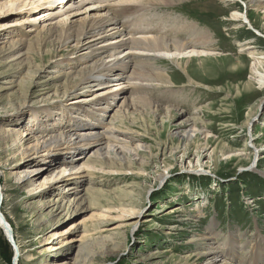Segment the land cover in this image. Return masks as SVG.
<instances>
[{
  "label": "rangeland",
  "instance_id": "rangeland-1",
  "mask_svg": "<svg viewBox=\"0 0 264 264\" xmlns=\"http://www.w3.org/2000/svg\"><path fill=\"white\" fill-rule=\"evenodd\" d=\"M52 1L51 6L34 10L27 3L21 9L1 11L0 27L4 22L14 20L16 14H21V20L52 12L51 16L41 20L43 25H52L80 6L83 9L91 7L116 20L117 25L112 28L119 31L118 36L123 40L130 38L131 29V38L157 37L168 44L176 41L185 45L187 51H209L212 53L209 56L213 57L192 59V78L201 83L200 86L188 83V77L177 66V56L170 59L163 53L157 57L148 53L149 57L141 50H131L138 52L136 56L132 52L133 56L129 57L132 68L137 67L132 81L109 79L114 81L112 84H120L117 88L128 86L123 88L128 100L142 98L159 109L170 108L180 115L162 114L153 118L151 112L130 110L131 118L121 119L119 115L115 117L117 106L122 102L120 99L105 113L98 112L105 107L104 102L91 105L90 112L94 114L89 117L93 116L95 121L82 116L81 111H71L72 117L81 121L99 122V132L110 128L113 130L110 134L122 132L133 138L132 141H140L149 147L150 151L142 150L139 161H136L143 165L142 169L136 165L131 172H110L105 167L101 170L87 168V175L82 174L78 169L80 163L87 157L94 158L87 150L78 157L77 168L66 172L69 178H75L72 182L53 180L46 185V190H18L12 186L14 180L0 175V213L10 225L13 243L19 247L20 253L19 259L16 253L18 261L15 260L14 246L0 228V264H63L67 259V262L72 261L81 240L89 236L99 237V232L92 230L94 228H99L102 238L109 241L105 244L98 240L88 246L82 253L83 262H89L86 264H208L212 256L201 255L198 250L209 253L208 248H215L216 244L224 246V241L235 242L245 251L252 250L249 243L258 240V233L264 238V88L251 78L253 61L250 53L264 62V8L257 10L246 5L247 0L167 1L170 4L149 0H69L60 4ZM70 1L71 7L68 5ZM236 13L240 16L238 20L232 16ZM246 13L256 25H247L248 21L243 18ZM10 14L14 15L8 16ZM38 23L16 27L22 36H27L21 38L27 40L26 45L17 51L27 52L28 49L32 56L38 48L45 50L48 45L54 46V38L47 40L46 35L38 34ZM12 29L0 31V89L3 88L0 90V128H12L15 133L6 145L0 137V162L3 165L20 157L14 154V141L18 144L22 135L28 134L24 131L29 117L28 107L42 108L52 103H56L52 106L55 108L86 106L84 101L89 102L96 94L107 90L98 88L101 85L62 97L63 85L69 82L71 86L77 81L74 75L67 79L65 74L76 73L82 68V64H75V58L100 47L97 44L91 50L75 51L73 39L67 49L54 54L42 53L45 64L48 57H52L53 63L45 68L39 82L53 78L47 91H41L43 87L39 85L43 84H32L30 75L34 68L28 61L22 59L20 62L23 63L18 65L8 62L15 52L10 53L8 45L5 47L4 44H7ZM112 37L116 35L107 34L102 40ZM120 53L117 57L122 59L126 50ZM187 61L178 62L183 65ZM234 65L239 69L232 70ZM136 73L144 76L139 78ZM168 78L173 85L165 86ZM52 107L49 108L55 109ZM56 111L54 115L60 113ZM54 118L58 119L59 115ZM184 120L195 121L199 130L193 137L190 135L191 140L187 142L180 138L184 132L173 128ZM49 126L50 123L47 128ZM28 142L30 140H22L23 149ZM164 149L166 157L159 156L156 160L158 150L162 153ZM198 154L201 159L196 163ZM228 157L232 158L227 160ZM188 159L193 163L190 164ZM44 160L41 158L34 165L39 167L45 164ZM153 161H157L156 166L152 165ZM87 178L90 186L86 185ZM79 185L86 186L76 188ZM86 188H89L87 192ZM57 198L66 204L68 211L67 214L63 211V217L54 221L51 204ZM79 199L82 201L79 209L72 210L69 203ZM120 205L131 206L120 208ZM210 231L217 233L218 238L209 241L207 249V246L201 248V240L210 238ZM58 245L63 246L61 250L56 249ZM218 256L215 264L230 263L228 255ZM224 259L227 261H222Z\"/></svg>",
  "mask_w": 264,
  "mask_h": 264
},
{
  "label": "bare ground",
  "instance_id": "bare-ground-1",
  "mask_svg": "<svg viewBox=\"0 0 264 264\" xmlns=\"http://www.w3.org/2000/svg\"><path fill=\"white\" fill-rule=\"evenodd\" d=\"M55 1L56 2L54 4H60L63 2L68 3L69 0H55ZM98 1L102 2V0H98ZM149 1H153V2L155 1L160 3L164 1L166 2V4H170L168 3L169 0H149ZM53 2L54 1L52 0H32V1L6 0L4 2L2 1L0 2V12L2 11L3 13L5 11L7 12L13 9H21L22 6L26 5L27 3L31 6L30 9L34 10L40 6H45L50 4L52 5ZM171 3H173V1ZM246 3H247L246 5H252L255 9L260 7L264 8L263 7L264 0H247ZM71 4L72 2L70 1V4H68L69 7L72 6ZM52 11H54V9ZM70 12L73 13L65 14L64 18H61L60 20L58 19V21L52 23V25H43L42 24L43 21H41L44 17L51 16L52 12H49L50 14L48 12L46 14L45 12L40 15H33L30 16L29 19L27 18L21 20L19 19L21 14H16V15L10 14L8 16L14 15L13 16L14 20L9 22H4L2 24V27H0V31L1 30L5 31L13 28L10 32V35H8L7 42L4 41L5 43H7L4 44V46L6 47V45H8L9 51L11 50L10 53L15 52L14 56L11 55L10 57L11 59L8 62L16 63V65H18L19 63L25 62V60L28 61L29 66H33L34 68V70L31 72V75L29 74L31 77L32 84H34V86L43 84V85H39L40 87H43L41 88V91H45V90L47 91V86L49 85L48 83L52 81L53 78L51 77L48 78L47 80L45 78V81L43 80L39 82L42 78V74L45 71V68L52 62L51 60L52 57H48V62H46L45 64V58L43 59L41 58L42 53L54 54L56 51L60 52V49H67L68 43L73 39L75 40V45H74L75 51L77 49L91 50L95 45L100 44L99 48L90 52L86 51L84 54L78 55L80 57L75 58L76 60L75 64H82V68L76 71V73L74 72V73L65 74V77L67 79L73 78L74 75L77 81H74L71 84V86H69L70 84L69 82L63 85L64 90L62 89L63 90L62 97L64 98L65 96L76 95L79 91H83V89L95 88L96 86H101V85L102 87H98V88L107 89L104 92H100L96 94L95 98H93L91 101L89 102L84 101V103L87 102L86 106H83L84 104H81V105H72L71 106L72 108L70 109H67V107L62 108L61 106L55 108L52 106H54L56 103L54 104L52 103V105L51 104L47 105V107L43 105L41 106L42 108H36V106L28 107L27 112H29V117L27 119V123L25 126L26 128L24 129V131L28 132V134L27 135L23 134L22 135L23 139L22 138L19 139L18 144L16 141H14V146L16 147V150H13L15 151L14 154H18V156L20 157H18L17 160H15L10 164L6 163L3 165L0 162V175L2 176L6 175L10 179L14 180L12 186H14L18 190L31 189L32 191L34 190L40 191L44 188L46 190L48 188V186L46 185L52 182L53 180L55 182L60 180H62V182L65 183L72 182L75 178H69L70 175L67 174L66 172L70 170H75L77 168V162H79L78 157H81L82 154L87 150L89 151V155H93L94 158L87 157L80 163L78 169H81L80 172H82V174L87 175L88 173L87 168L101 170L104 169L105 167L110 172H118L123 170L130 171L136 165L138 168L142 169L143 165L137 163L139 161L138 156L139 154H141L142 150L150 151L149 147L145 146L140 141H136V142L132 141L133 138L131 137L129 138L125 133L114 132L113 134H110V132L113 131L110 128H106L104 131L99 132L100 129L99 122L93 123L86 120L81 121V119L76 118L75 116L72 117L71 111L72 110L81 111L82 114L84 113L82 116L87 118H92V120L95 121V118H93V116L89 117V114L92 115L94 114L90 112V110L92 109L91 105H93L95 102H99V103L104 102L105 107L103 106L102 108H100V110L98 109V112L105 113L111 110L113 106H115L116 100L120 99L122 102L117 106L118 110L116 111L115 117L119 115L121 119L131 118L132 115H130L129 113L130 110L139 111V112H144V111L151 112L152 114L150 115L153 118H158V116L162 114L172 115V116L174 114L180 115L181 113H176L177 111H173L170 108L159 109V106H155L150 101L143 100L142 98L128 100L124 95L126 91L125 89H123V88H127L128 86L117 88V86H119L120 84H112L114 81H109V79L111 77H115V78H119L118 81H124V80H127V82L132 81L133 80L132 75L137 67L132 68L133 62L132 61H131L132 63L129 62V57L133 56L132 52L135 53V56L138 52L135 51L131 52V50H136V51L141 50L145 53L147 52L146 55L150 53L156 57L161 56L159 55L160 53H163V55L166 58H170V59H172L174 56H177L179 58L177 59V66L179 67V69L183 71V73L186 74V77H188V83L190 85L197 84L196 86H200L201 83L195 81L192 78V74H191V68H192L191 62H193L192 59L206 58L204 56L213 57V56H209L210 54H212L209 51H199V50L187 51L185 45L179 44V42L175 43L176 41L174 43L171 42L168 44L161 39H157V37L156 38L146 37L148 39H144L145 38L144 37L141 40L136 39L137 37L131 38V29H130V34L128 33L130 38L128 37L129 38L128 40L127 39L123 40L118 36L119 31H117V29L112 28L115 25H117V22H115L116 20L114 21L112 17L109 18V16L107 17L106 15L102 14L100 11H98L97 8L94 9L90 7L83 9V7L80 6L78 7L77 10ZM262 13L264 14V11ZM232 16L233 19L235 20H238L240 18V16L237 13L233 14ZM243 18L248 21L247 23L248 26L252 27L255 24V23L253 24V22L251 23V21L247 16V13L245 16H243ZM36 22H39L38 24L40 25L38 34L46 35L45 37H47V40H52V38H54L53 40V43H55L54 46L48 45V47H46L45 50L38 48L36 49V51L34 50L35 52H33L34 55L32 56L30 55V51L28 49H26L27 52L17 51L20 48H22L24 43H26L27 41L21 38H25L27 36H22L20 30H17L16 27H20L25 23L36 24ZM262 30L264 31V28ZM30 31L32 32V30ZM107 34H109V36L116 35V37L102 40L103 38H106ZM122 36L123 35H121V37ZM140 37L143 36L140 35ZM100 40H102V42H100ZM103 42L106 43L104 44ZM45 45H47V43H45ZM121 50L122 51L126 50V55L122 59L117 57L119 54H121L120 53ZM75 51L72 52L71 56L74 54ZM141 54H143L142 56H144V53ZM250 55L253 61L250 68L251 74L253 75V77L251 78L252 80H254V82L258 83L260 88H264V70L262 69L264 62H262L261 59L258 56H255L253 53H250ZM3 59L5 60V58ZM105 59H107V61ZM182 59H187L188 61L183 63L182 65L180 62H178L179 60ZM20 60H22L23 62L22 61L20 62ZM222 61L225 62L226 59H223ZM69 62H71V59ZM231 67L232 70L239 69L238 65H234ZM128 72L129 75L127 77H124V75L127 74ZM139 73H136L137 76L139 78H142L144 75L140 76ZM84 84L87 85L81 87ZM164 84L165 86H171L174 83H172L171 79L168 78L165 80ZM128 85L130 86L131 84L128 83ZM110 88L111 89L113 88V90H110ZM0 90H3V88H1ZM48 90L50 89L48 88ZM121 95H123V97H121ZM119 96L121 98H118ZM115 97L118 99H115ZM75 102L79 103V101H75ZM70 105L71 104H69V106ZM49 107L55 109L51 110V108ZM55 110H58L60 113H56V115H54ZM57 115H59V118L53 119V116H57ZM115 117H113V119H116ZM56 120H59L60 122L58 123L56 122ZM49 123L50 126L47 128V124ZM173 128H177L176 131L182 130L184 132L180 138L186 142L191 140V136L193 137L194 133L199 132L197 124L193 120H184L179 124L174 125ZM0 133H2L0 137L4 145L7 144L11 136L13 137L15 135L12 128L9 127L6 128L5 130L0 128ZM135 135L139 136L136 133ZM22 140H26V141L30 140V142H28V146L24 147V149H23ZM130 142L132 144H130ZM185 154L186 153H183V155ZM166 155L167 153L165 149L162 153H160V151L158 150V155L156 157V160L158 159L159 156L161 158H164L166 157ZM41 158L45 159L44 160L45 164L36 167V165L34 164H36L38 160ZM210 158L211 157L208 155V159ZM231 158L228 157L227 160ZM200 159L201 157L198 154L195 162L199 163ZM156 163L157 161H153L152 165L156 166ZM189 163L192 164L193 162L189 160ZM42 176H44V178L43 181L40 183L39 180ZM79 178L82 177L80 176ZM81 182L83 181H80V183ZM86 185L87 186L91 185V182L89 181L88 178ZM86 185L84 186L79 185L76 188H81V187L83 188ZM0 188L2 190L1 181H0ZM87 189L89 188H86V192ZM89 193L90 195H92L91 192ZM80 201L81 199H79V201L77 202H70L69 206L72 207V210L73 209L78 210L82 202ZM52 202L53 203L51 204V206H53V209L51 212L53 215V219L54 221H58L63 217L62 212L64 211V214H67L68 210L65 209L67 208L65 207L66 204H63V201H59L58 198L56 202H54V200H52ZM130 206L131 205L128 206L120 205V208H128ZM100 222H103V220H101ZM0 228L4 231V235L7 238L8 242L11 244V246L12 244L14 246L12 247L16 251L15 260H17V254L19 259V254H20L18 250L19 247L16 248V246L14 245L15 243H13L12 240V236L14 235L13 231L10 225L8 224V222L6 221V219L4 218V216L1 215V213H0ZM92 230L98 231L99 237L93 238L92 236H89L87 239L81 240L73 260L67 262L68 261L67 259L66 262L63 264L89 263V262H83L82 260L83 259L82 253H85V250H87L88 246L94 245V243L98 240L102 241V243L107 244L106 242L109 241V239L102 238L101 236L102 232L99 230V228H94ZM209 235L210 238H204L201 240L202 241L201 248L207 246L206 247L207 249L208 247H210L211 242L209 241L216 240L218 238V234L215 232L210 231ZM57 237H54L53 239H56ZM207 241L209 244H207ZM61 242H59L60 243L59 245H62ZM59 245L58 247H56V249L61 250L63 246H59ZM223 245L224 246H219L216 244L215 248H213V246L211 248H208L207 251L209 250L210 251L209 253H204L202 249H199L198 251L201 252L200 253L201 255L212 256V258L208 260L210 261L208 264L217 263L218 260L217 257H219L218 256L219 254L224 256L228 255L230 257L229 259L230 263L227 262L225 264H231V262L232 264H264V238L260 233H258V240H254L253 244L249 243V245H251L252 247L250 249L252 250L245 251L243 248L236 246L235 242L224 241ZM90 261H92V259H90ZM222 261H227V260L224 259Z\"/></svg>",
  "mask_w": 264,
  "mask_h": 264
}]
</instances>
